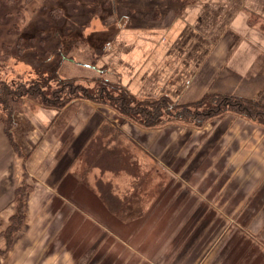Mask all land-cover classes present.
<instances>
[{
    "label": "crops",
    "instance_id": "1",
    "mask_svg": "<svg viewBox=\"0 0 264 264\" xmlns=\"http://www.w3.org/2000/svg\"><path fill=\"white\" fill-rule=\"evenodd\" d=\"M182 3L181 7L165 17L168 18L165 32L133 31L127 34L124 30L120 31L113 47L108 46L109 50L102 56V64L110 67L109 72L119 69L118 76L127 80L126 84L128 80L131 81L128 83L133 92L139 91L142 85L149 88L153 84L150 80L152 77L156 81L155 91L161 88L160 91L178 102L193 101L206 92H215L255 97L264 103V0H184ZM181 11L180 19L178 14ZM175 17L180 20L176 21ZM164 34L167 35L163 36ZM59 42L65 45L66 37ZM87 47L91 48L90 45ZM89 48L88 55L92 51ZM112 48L114 50L110 52ZM131 50L135 54L133 58L128 55ZM114 52H118L120 64L112 58ZM123 60L126 61L125 65ZM84 61L82 59L77 63L87 67L89 63ZM49 111L52 110L28 113V117L35 122L36 129L25 126L22 133L34 135L31 139L38 146L27 163L22 157L17 159L11 140L0 122V264H185L184 257H162L152 250L144 253L130 242V238H121V243L118 238L113 237L126 222L116 219L97 193L72 174L80 153L103 124L112 123L118 129L121 127V124L116 123L117 119H112L117 111L89 101H73L59 114L52 111L53 115L51 113L50 117L54 118L50 125L42 126L46 128L45 132L41 136L39 133L37 138L35 135L41 129L39 122L42 124ZM17 120L18 117L15 122ZM170 124L184 127L183 145L177 151L176 146L181 140L175 144L172 142L174 140L170 137ZM135 127L151 133V151L145 157L147 159L144 158L145 163L141 164L151 165L152 168L155 164L149 163V155L151 160H155V156H162L166 145L158 142L159 134H164L166 130L169 132L165 151L168 152L169 147H172L174 157H184L190 143L199 137L197 148L205 151L204 158L201 159L202 154L197 159L198 151H193L182 169L190 176H193L195 168L198 169L196 174H200L199 181L203 182L209 176L210 185L212 181L219 180L218 177L212 179L219 166L220 174H231V179L227 181L229 185L222 183V176L215 186L218 190L225 188L230 192L222 193L221 196L240 198L243 208L253 206V211L248 212L255 214L259 211L264 216V126L228 113L204 128L178 122L150 129L142 125ZM20 128L22 127L17 125L15 127L18 138ZM130 133L124 131V128L121 132L125 144L129 139L143 149L139 139L136 141L135 135ZM63 140L67 142V148L62 145ZM223 141V150L228 147L237 149L231 158L230 153L225 158L232 166L238 165L236 169L229 171L228 166L224 167L223 163L219 165L221 160H217L214 165L205 164L207 157ZM69 150L74 154H70ZM209 152L212 153L208 154ZM65 156H69L71 160L62 170L60 165ZM46 159L49 160L48 163L45 162ZM157 162L161 163L159 160ZM174 163L175 160L168 166ZM24 166L30 171V175H34L33 179H24ZM234 175L238 178L236 184ZM24 180L47 182L50 185L46 184L48 189L28 191L26 220L15 233L16 238L8 244L4 231L11 224L10 219L15 212L16 189ZM53 197L60 199L56 207L58 210H55L50 220L37 221L45 213L46 207H50L47 199ZM31 198L39 200L36 202L37 206L28 205ZM57 212H61L63 218L53 221ZM262 228L264 231V218ZM64 234L65 239L58 237ZM245 242V253L218 254L214 261L217 264H264V239L247 237ZM34 246L40 249V254L37 248L31 252Z\"/></svg>",
    "mask_w": 264,
    "mask_h": 264
},
{
    "label": "rangeland",
    "instance_id": "2",
    "mask_svg": "<svg viewBox=\"0 0 264 264\" xmlns=\"http://www.w3.org/2000/svg\"><path fill=\"white\" fill-rule=\"evenodd\" d=\"M182 1L184 0H0V51L8 53L7 56L1 54L2 58L0 59V95L5 96L3 103L0 105V115L2 117H12L13 140L11 143L16 151L17 159L22 157L24 162L27 163L33 154L32 152L38 146L31 139L34 135L22 133L25 126L36 129L35 122L28 117V113L35 112L37 114L40 110L49 109L59 114L69 103L81 101L72 98L66 105H63L64 107L45 108L34 99L28 98L23 93L24 89H31L35 85L38 86L40 92L46 96H51L54 91L63 88L65 91H59V95H62L63 100H66L71 98L66 94L70 83H73L76 88L75 94H79L84 91L83 89L93 90L98 88L104 76L114 72L115 74L108 76L111 79L109 81L115 84L114 87L110 86V91L113 94L110 93L109 97L106 96L105 98H108V102L112 96L118 97L122 89L118 87V81L120 82L119 84H126L125 81L127 80L118 76L119 69L110 70L109 72L108 69L110 67L107 64H102L101 58L109 50L108 46L113 47L118 33L123 30L127 34L133 31L146 33L161 30L165 32L168 22V18L165 19V17L169 12L181 7ZM96 7L99 11L95 16H92ZM180 15H182V11L178 14L179 17ZM179 17L174 19L176 21L180 20L181 17L180 19ZM166 35L164 34L163 36ZM63 37H66L67 40L65 45L58 43ZM87 45H90L91 48L87 47ZM87 48L92 50L89 55ZM113 50L114 48L110 49V52ZM112 54H114L112 58H115L116 63L120 64L118 52ZM128 55L133 58L135 54L131 50ZM71 59L74 61H71ZM82 59L90 65L83 67L84 65L82 66L80 62L78 64L77 61ZM125 63L126 61L123 60V65ZM101 70L105 73H102ZM122 70L124 71V69ZM123 77L125 78V76ZM150 80L153 84L151 83L149 88L142 85L139 91L136 92H133V88L129 86L128 82H131L130 80L126 84L135 97L132 107H142L144 113L157 109V104L152 103L155 100H151V97H161L162 94H165V92L160 91L161 88L155 91L156 81L152 77H150ZM6 89L14 94H9ZM170 98L174 100L173 97ZM174 101L177 103L191 102ZM95 105L107 106L112 110L114 109L115 112L117 111L116 108L109 105ZM189 109L192 113L196 112L195 114L199 112V108L197 109L196 106H191ZM52 111H49L47 117L43 118L42 124L39 122L41 129L37 131L36 137L39 133L41 136L45 132V127L42 128V126L50 125V121L54 118L50 117L51 113L53 115ZM117 112L112 116V119H117L116 123L121 124L119 128L121 132L124 128V131L127 130L129 133L131 132V135H135L132 136L136 138V141L139 139L143 149L139 148L132 140L128 139L126 142L134 158H136L135 160L139 164L145 163L144 158L151 151V133L137 129L135 125H140L138 122ZM164 112L162 111L161 113L163 114ZM133 114L134 118H140L139 114L135 112ZM16 117H18L17 122H15ZM162 117L165 119L167 116L163 115ZM0 122L4 125L3 121L0 120ZM212 122L214 120L207 122L202 127H194L204 128ZM16 125L22 127L20 128V139L15 134ZM168 126L170 128L169 131L172 132L170 135L174 140L172 142L175 144L181 140L176 146L177 151L178 147L183 145L182 129L184 127L173 124ZM146 128L150 129L153 127ZM166 131L164 134H159L157 140L167 145L169 138L166 139V137L169 132ZM5 134L10 139L6 130ZM187 137L189 136L187 135ZM64 140L62 145L67 148V142ZM241 141H244V138H241ZM224 142L213 150V153H208L212 154L207 157L205 164L214 165L217 160H221L219 165L223 163V166H228L230 171V169H236L238 165L232 166L231 162L225 158H227L229 153L231 158L232 153L236 152L237 149L236 147H228L227 150H223ZM198 143L199 137H197L196 141L190 143L191 146L187 153L184 154V157H181V155L174 157L171 150L172 147H169L168 152L165 151L166 145H164L162 156L154 155L155 160H151L149 155V163H153L155 166L152 168L148 164L142 165L144 170L150 169L151 174L154 176L153 179L150 178L149 182L146 183L151 193L149 194L145 214L139 219L126 222V225L121 226L113 237L118 238L121 243L123 242L122 239L130 238V242L144 253H150L152 250L153 253H158L162 257L170 255L176 256V258L184 257L186 259L185 264H217L214 259L218 254L245 253L247 250V243L245 242L247 237L264 239L262 228L264 216L262 213H259V211L255 214L250 213L254 209L253 206L243 208L240 198L222 197V193L230 192H227L225 188L219 190L215 188L222 176H224L221 179L222 183L229 185L227 181L231 179V174L229 176L226 173L220 174V167L218 166L215 170L217 174L214 173L212 179L214 180L215 177H218L219 180L212 181L209 185V176L203 182L199 181L200 174H196L198 169H194L193 176L188 175L187 171L185 172L182 169L183 164H186L191 158L193 151L194 153L198 151L197 159H200L202 154L203 157L201 159L204 158L205 151L197 148ZM69 153L74 154L71 150H69ZM70 160L69 156H65L60 168L64 170ZM157 160L161 163H158ZM173 160H175V163L168 166ZM45 162L48 163L49 160L46 159ZM197 163L196 161L195 164ZM167 168L171 170H167ZM38 172L41 173L40 171ZM33 176L32 174L30 175V171L24 166V179L26 177L27 179L28 177L33 179ZM233 177L236 184L238 178L235 175ZM115 181L119 191H122L129 188L131 180L128 175L122 174ZM23 184L28 186L26 191H24L26 220V203L29 200L26 194L31 189H48L47 185L50 184L40 181L28 182V180L22 181L21 185ZM47 200L50 207L51 205L53 207L47 206L45 213L40 218L38 217L37 221L50 220L55 210H58L56 207H58L60 199L53 197ZM37 201L39 200L31 198L28 205L37 206ZM14 205L15 214L17 210L15 198ZM256 205L257 200L255 199ZM62 218L63 215L59 212L54 215L53 221H60ZM47 233L49 234L50 232L48 231ZM35 234H32V236ZM58 237L65 239L66 234ZM15 238L16 234H14L12 239ZM131 238L134 240L132 241ZM35 248L37 246L32 247L31 252ZM256 248L260 249L261 247ZM37 250L39 251L38 254H40V249L37 248Z\"/></svg>",
    "mask_w": 264,
    "mask_h": 264
},
{
    "label": "trees",
    "instance_id": "3",
    "mask_svg": "<svg viewBox=\"0 0 264 264\" xmlns=\"http://www.w3.org/2000/svg\"><path fill=\"white\" fill-rule=\"evenodd\" d=\"M98 11L99 9L96 7L92 16H95ZM1 54L8 55V53L0 51V59L2 58ZM108 76L110 77V75L104 76L98 88L93 90L83 89L84 91L79 93L80 95L75 94L76 88L73 83H70V87L67 86L66 94L71 98L66 100H63V96L59 95V91L64 90L63 88L54 91L51 96H46L40 92L38 86L34 85L31 89H24L23 93L28 98L37 101L42 107L51 109L66 105L72 98L81 101L89 100L95 104L109 105L116 108L122 115L132 118L145 127L162 126L168 122L202 127L211 120L221 119L227 113L236 114L264 126V103L255 97L236 94L206 92L199 99L187 103H177L168 94H162L161 97H151V100H155L152 103L157 104V109L144 113L142 107H132V103L135 101L134 95L126 84H119L118 81V87L123 90L121 89L118 97L112 96L107 102L108 98L105 97H109L111 93L110 86H115L114 83L109 81L111 79ZM11 93L13 92L9 91V94ZM4 98V95H0V105L3 103ZM191 106L199 108V112L197 114H195L196 112L192 113L189 109ZM171 108L173 109L171 110ZM162 111L165 112L162 114ZM133 112L139 114L140 118H134ZM163 115L167 117L163 119ZM0 120L3 121L4 128L12 141V117H2L0 115ZM135 159L130 147L125 144L120 129L112 123H105L80 153L72 174L76 175L82 184L95 191L102 203L116 218L123 222H129L139 219L145 214L149 194L151 193L146 183L149 182L150 178H154L150 169L144 170L142 164H139ZM122 174L128 175L131 181L129 188L119 191L115 179ZM27 187V184H23L16 189L15 203L17 210L12 217L11 224L4 231L8 244L25 221L24 191Z\"/></svg>",
    "mask_w": 264,
    "mask_h": 264
},
{
    "label": "flooded vegetation",
    "instance_id": "4",
    "mask_svg": "<svg viewBox=\"0 0 264 264\" xmlns=\"http://www.w3.org/2000/svg\"><path fill=\"white\" fill-rule=\"evenodd\" d=\"M71 61H74L73 59H71ZM88 65H90V64H88Z\"/></svg>",
    "mask_w": 264,
    "mask_h": 264
}]
</instances>
